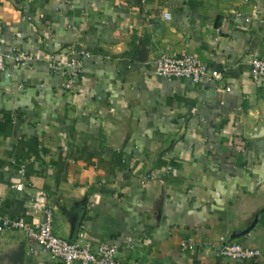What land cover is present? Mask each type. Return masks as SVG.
Segmentation results:
<instances>
[{
	"label": "crops",
	"instance_id": "0c3cea01",
	"mask_svg": "<svg viewBox=\"0 0 264 264\" xmlns=\"http://www.w3.org/2000/svg\"><path fill=\"white\" fill-rule=\"evenodd\" d=\"M0 52L35 58L0 73V219L40 222L36 199L59 238L124 262L264 264V0H0ZM181 54L207 76L156 75ZM62 59L82 64L72 90ZM22 240L25 264H65L20 231L0 264Z\"/></svg>",
	"mask_w": 264,
	"mask_h": 264
},
{
	"label": "built area",
	"instance_id": "2783aa9c",
	"mask_svg": "<svg viewBox=\"0 0 264 264\" xmlns=\"http://www.w3.org/2000/svg\"><path fill=\"white\" fill-rule=\"evenodd\" d=\"M88 57V53H81ZM27 65L35 63V58L24 52H0V73L6 70L7 62ZM55 68L61 69L65 77L63 87L65 90L74 89L81 68V62L74 59L55 60ZM251 75L255 81L264 78V58L255 57L250 62ZM156 75L164 79H184L193 83L200 82L207 76V67L204 62L195 55H165L156 61ZM218 78V76H216ZM18 191L23 190V185H14ZM31 207L36 213H42L43 219L37 223H28L23 218L0 219V233L6 231H20L24 233L30 243H36L42 249L58 258L65 264H142L138 262H124L118 258L116 246L102 243L94 251L89 246H81L75 242H69L59 238L53 229V211L44 207L36 199L31 200ZM185 249H194L196 246L192 241H184ZM204 246H210L205 244ZM214 247V246H213ZM214 249L221 257L234 260L248 261L261 256L259 249L249 248L240 243H230L216 246Z\"/></svg>",
	"mask_w": 264,
	"mask_h": 264
},
{
	"label": "water",
	"instance_id": "95a60500",
	"mask_svg": "<svg viewBox=\"0 0 264 264\" xmlns=\"http://www.w3.org/2000/svg\"><path fill=\"white\" fill-rule=\"evenodd\" d=\"M248 232V230L246 231ZM27 259L26 242L24 240L19 242L18 247L7 256L8 264H25Z\"/></svg>",
	"mask_w": 264,
	"mask_h": 264
}]
</instances>
